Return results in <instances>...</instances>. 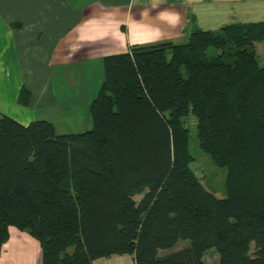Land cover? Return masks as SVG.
I'll use <instances>...</instances> for the list:
<instances>
[{
    "label": "trees",
    "instance_id": "obj_1",
    "mask_svg": "<svg viewBox=\"0 0 264 264\" xmlns=\"http://www.w3.org/2000/svg\"><path fill=\"white\" fill-rule=\"evenodd\" d=\"M103 68L90 130L0 115V256L13 228L38 243L40 264H208L210 251L211 264H264V23L194 28ZM29 98L23 88L18 102ZM186 119L226 170L223 198L190 167Z\"/></svg>",
    "mask_w": 264,
    "mask_h": 264
},
{
    "label": "crops",
    "instance_id": "obj_2",
    "mask_svg": "<svg viewBox=\"0 0 264 264\" xmlns=\"http://www.w3.org/2000/svg\"><path fill=\"white\" fill-rule=\"evenodd\" d=\"M232 23H264V0H0V115L22 125L54 124L50 113L58 118L64 106L57 88L74 66ZM23 88L26 106L18 102ZM0 264H40L38 243L27 234L12 244L10 236ZM93 264L134 260L121 255Z\"/></svg>",
    "mask_w": 264,
    "mask_h": 264
},
{
    "label": "rangeland",
    "instance_id": "obj_3",
    "mask_svg": "<svg viewBox=\"0 0 264 264\" xmlns=\"http://www.w3.org/2000/svg\"><path fill=\"white\" fill-rule=\"evenodd\" d=\"M256 16V15H255ZM245 17V16H244ZM251 19H247L249 21ZM188 35V31H187ZM187 42L185 37L182 40L175 41L176 44H183ZM258 55L262 58L261 44H256ZM75 72L70 76L64 77V83L57 88V101L64 103L60 106L61 115L57 118L50 113L54 121L55 132L60 134H76L92 127V119L90 115V104L96 97L98 87L104 78V68L101 61H93L85 64H78L74 66ZM99 82V83H98ZM184 127L191 132V148L190 152L193 156V161L190 164L191 169L195 175L200 179L204 188L214 194L218 198L225 196V179L226 170L215 166L209 158L198 148L195 139L194 122L192 119L183 120ZM22 235H27L16 232L11 228V242L15 243L17 240H22ZM19 243V242H18ZM189 246L188 241L180 240L176 246L171 250H161L160 255L168 254L171 251L182 249ZM215 254L210 251L205 255V261L208 264L215 262Z\"/></svg>",
    "mask_w": 264,
    "mask_h": 264
}]
</instances>
